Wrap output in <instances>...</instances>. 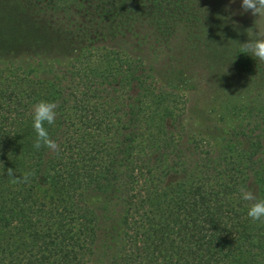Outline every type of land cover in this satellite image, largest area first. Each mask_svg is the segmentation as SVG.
I'll return each instance as SVG.
<instances>
[{"label": "trees", "instance_id": "trees-1", "mask_svg": "<svg viewBox=\"0 0 264 264\" xmlns=\"http://www.w3.org/2000/svg\"><path fill=\"white\" fill-rule=\"evenodd\" d=\"M229 17L198 0H0V264H264L240 198L264 200V62ZM127 36L211 78L236 116L219 148L180 90L110 44ZM41 101L58 155L33 146Z\"/></svg>", "mask_w": 264, "mask_h": 264}, {"label": "rangeland", "instance_id": "rangeland-1", "mask_svg": "<svg viewBox=\"0 0 264 264\" xmlns=\"http://www.w3.org/2000/svg\"><path fill=\"white\" fill-rule=\"evenodd\" d=\"M198 2L205 8H215L217 11L224 9L231 20L234 19L248 29L253 28L254 21L257 19L251 13L241 14L240 0L230 5L229 0H198ZM220 33L224 34L222 30ZM110 44L137 55L152 67L161 83L180 90L188 99L187 115L191 127L210 139L215 148L220 147L225 134L233 127L236 116L230 117L224 114L223 100L218 98V95L212 94L211 78L203 73L202 69L196 73L175 66L176 62L172 61L166 53H159L146 44L138 43V40L133 37L117 38ZM93 264L100 263L94 260Z\"/></svg>", "mask_w": 264, "mask_h": 264}, {"label": "clouds", "instance_id": "clouds-1", "mask_svg": "<svg viewBox=\"0 0 264 264\" xmlns=\"http://www.w3.org/2000/svg\"><path fill=\"white\" fill-rule=\"evenodd\" d=\"M236 0H229V5ZM241 14L251 13L257 19L253 28L247 29L248 41L241 44L243 53L250 55L257 62H264V0H240ZM256 29V31H253ZM57 105L54 102L41 101L33 108V128L36 132L34 148L46 147L52 152L59 154L58 144L49 137L48 131L44 127L45 123L51 125L55 123ZM7 175L12 178L13 184L27 183L31 173H24L19 178L15 176L12 168L7 169ZM240 198L250 202L247 216L253 221L264 222V200L258 199L253 191L240 190Z\"/></svg>", "mask_w": 264, "mask_h": 264}]
</instances>
